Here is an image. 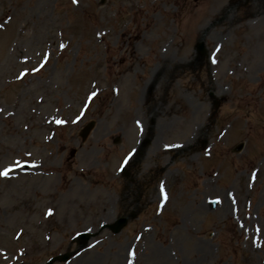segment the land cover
Segmentation results:
<instances>
[{
	"label": "rangeland",
	"instance_id": "374dc122",
	"mask_svg": "<svg viewBox=\"0 0 264 264\" xmlns=\"http://www.w3.org/2000/svg\"><path fill=\"white\" fill-rule=\"evenodd\" d=\"M5 170L0 264H264V0H0Z\"/></svg>",
	"mask_w": 264,
	"mask_h": 264
},
{
	"label": "water",
	"instance_id": "95a60500",
	"mask_svg": "<svg viewBox=\"0 0 264 264\" xmlns=\"http://www.w3.org/2000/svg\"><path fill=\"white\" fill-rule=\"evenodd\" d=\"M91 124H88L85 129L83 130V135H85L89 128L91 127ZM124 222V219H119L114 225L110 226V228L113 230V231H118V229L120 228V226L122 225V223ZM80 238H82L83 240L87 239L88 238V235L87 234H81L79 236ZM70 256V254H66V255H63V256H59L58 258L59 259H63V260H66L68 257ZM52 261H49L47 264H51Z\"/></svg>",
	"mask_w": 264,
	"mask_h": 264
},
{
	"label": "bare ground",
	"instance_id": "6f19581e",
	"mask_svg": "<svg viewBox=\"0 0 264 264\" xmlns=\"http://www.w3.org/2000/svg\"><path fill=\"white\" fill-rule=\"evenodd\" d=\"M162 60H161V62L163 63V62H167V61H169V58L168 57H166V56H164L163 58H161ZM160 62V63H161ZM163 65V64H162ZM161 65V66H162ZM151 80H152V77H151V79H149V81L147 82V83H145L146 84V86H148L149 85V83L151 82ZM148 115H151V113H148ZM138 150V151H137ZM135 151H137V152H134V155L133 156H131V157H135L136 155H137V153L140 151V147H138V146H136V149H135ZM130 157V158H131Z\"/></svg>",
	"mask_w": 264,
	"mask_h": 264
},
{
	"label": "snow or ice",
	"instance_id": "6c2138e0",
	"mask_svg": "<svg viewBox=\"0 0 264 264\" xmlns=\"http://www.w3.org/2000/svg\"><path fill=\"white\" fill-rule=\"evenodd\" d=\"M74 2H76V0H74ZM0 175H4L6 176L7 175V170L3 171V172H0Z\"/></svg>",
	"mask_w": 264,
	"mask_h": 264
}]
</instances>
